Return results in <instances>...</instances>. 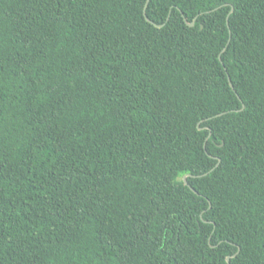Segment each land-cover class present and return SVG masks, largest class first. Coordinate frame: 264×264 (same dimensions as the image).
<instances>
[{
	"label": "trees",
	"instance_id": "trees-1",
	"mask_svg": "<svg viewBox=\"0 0 264 264\" xmlns=\"http://www.w3.org/2000/svg\"><path fill=\"white\" fill-rule=\"evenodd\" d=\"M146 1L0 0V264H264V0Z\"/></svg>",
	"mask_w": 264,
	"mask_h": 264
},
{
	"label": "water",
	"instance_id": "water-1",
	"mask_svg": "<svg viewBox=\"0 0 264 264\" xmlns=\"http://www.w3.org/2000/svg\"><path fill=\"white\" fill-rule=\"evenodd\" d=\"M148 3H149V0L146 1L145 7H144V14H145V16H146V7H147ZM233 10H234V7L232 6L230 13H231ZM146 18H147L149 21H151L152 23H154L156 26H162V24H157V23H155L154 21H152V20H151L150 18H148L147 16H146ZM185 21L187 22L188 25L193 26V25L195 24V22H196V18H194L192 21H188V20L185 18ZM227 23H228V25H229V14H228V17H227ZM231 85H232V87L234 88V85L232 84V82H231ZM243 108H244V104H243L242 109H243ZM223 113H224V112H220V113L216 114V116H218V115H222ZM199 128L202 129L203 127L199 126ZM220 160H221L220 157H218V162H217L216 166L219 164ZM212 169H213V168H212ZM187 176H188V174H185V175H184V181H185L186 184H188L187 179H186ZM194 176H200V175H194ZM189 186L195 191V189H194L191 185H189ZM238 252H239V250H238L236 253H234V256H235ZM230 258H231V255H228V256H227V262H228V264H230Z\"/></svg>",
	"mask_w": 264,
	"mask_h": 264
}]
</instances>
